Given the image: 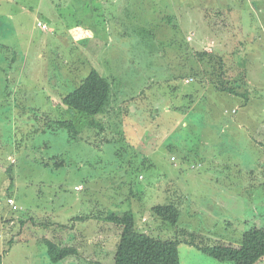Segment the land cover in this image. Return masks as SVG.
I'll list each match as a JSON object with an SVG mask.
<instances>
[{
	"label": "rangeland",
	"instance_id": "obj_1",
	"mask_svg": "<svg viewBox=\"0 0 264 264\" xmlns=\"http://www.w3.org/2000/svg\"><path fill=\"white\" fill-rule=\"evenodd\" d=\"M218 57L247 98L215 88ZM92 69L111 84L97 116L62 101ZM128 210L202 246L264 230V0H0L3 264H114L120 232L97 218Z\"/></svg>",
	"mask_w": 264,
	"mask_h": 264
},
{
	"label": "trees",
	"instance_id": "obj_2",
	"mask_svg": "<svg viewBox=\"0 0 264 264\" xmlns=\"http://www.w3.org/2000/svg\"><path fill=\"white\" fill-rule=\"evenodd\" d=\"M216 16L223 17V13L218 11ZM208 55L209 57H214V55L209 54V52L200 53L199 57L203 60L204 57ZM210 60L212 61V58H210ZM217 63L220 72H213L211 74V82L214 84L215 88L232 96L247 98V91L239 93L234 86L227 85V82L222 79L223 73H225L223 60L218 57ZM110 94V82L96 69H92L81 85L73 92L63 97L62 101L63 104L71 110L89 116H97L102 115L105 111ZM65 125L74 129L73 124L69 121L65 122ZM74 132L77 133L76 131ZM13 182L14 179L12 178L10 187L13 186ZM100 215V218L97 219H103V221L111 223L114 225V228L118 229L120 232V241L114 256V264H181L179 245L183 242L197 247L204 255L221 262L258 264L264 261V240L260 238L259 234V230L263 229H252L246 232L239 247H235L231 244L202 246L195 241L196 236L189 235L185 231L182 232L184 234L182 235V239L177 237V239L174 240H162L146 233H141L136 228L135 215L130 210L124 211L123 213L118 211L101 212ZM166 220L175 223L171 218ZM257 231L259 235H257ZM262 232L264 233V230L261 231V233ZM46 243L48 255L53 263H59L65 260L72 253L56 243L50 241H46ZM0 264H3L1 255Z\"/></svg>",
	"mask_w": 264,
	"mask_h": 264
},
{
	"label": "built area",
	"instance_id": "obj_3",
	"mask_svg": "<svg viewBox=\"0 0 264 264\" xmlns=\"http://www.w3.org/2000/svg\"><path fill=\"white\" fill-rule=\"evenodd\" d=\"M38 26L41 27V28L44 27L45 29H47V26H46V25H43V24H41V23H39ZM191 81H193V79H189V80L187 81V83H189V82H191ZM7 203H8V205H9V207L12 208L13 211H17V210H19V207L17 206L16 201H15L13 198H10V199L7 201ZM0 238H2L1 235H0Z\"/></svg>",
	"mask_w": 264,
	"mask_h": 264
},
{
	"label": "crops",
	"instance_id": "obj_4",
	"mask_svg": "<svg viewBox=\"0 0 264 264\" xmlns=\"http://www.w3.org/2000/svg\"><path fill=\"white\" fill-rule=\"evenodd\" d=\"M130 5V4H129Z\"/></svg>",
	"mask_w": 264,
	"mask_h": 264
}]
</instances>
